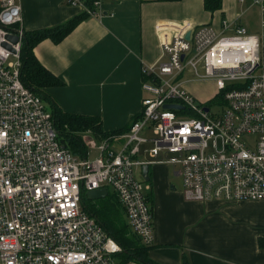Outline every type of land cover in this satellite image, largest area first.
<instances>
[{
	"label": "built area",
	"instance_id": "2783aa9c",
	"mask_svg": "<svg viewBox=\"0 0 264 264\" xmlns=\"http://www.w3.org/2000/svg\"><path fill=\"white\" fill-rule=\"evenodd\" d=\"M65 1L93 16L104 2ZM251 2L260 8L257 32L242 24L228 31L223 20L166 34L162 58L143 66L147 94L120 133L123 144H112L114 134L89 138L97 150L90 159L62 143L42 97L21 80V5L0 0V264H120L119 243L81 203L84 190L102 185L113 188L141 243H152L151 205L134 173L149 162L137 157L146 127L147 154L162 151V161L178 166L185 199L264 198V0ZM189 75L215 81L213 103L186 88Z\"/></svg>",
	"mask_w": 264,
	"mask_h": 264
},
{
	"label": "crops",
	"instance_id": "0c3cea01",
	"mask_svg": "<svg viewBox=\"0 0 264 264\" xmlns=\"http://www.w3.org/2000/svg\"><path fill=\"white\" fill-rule=\"evenodd\" d=\"M18 2L25 30L56 26L82 12L65 0ZM259 19L260 8L251 0H222L221 8L213 11L204 8L203 0H104L99 16L83 17L60 40L43 38L33 50L60 79L44 87L45 92L64 111L99 117L105 135L114 134L111 142L120 147L124 142L120 133L127 131L147 94L142 87L143 66L162 58L160 45L166 34L188 22L220 28L223 20L228 31L242 24L257 32ZM141 135L147 140L139 144L137 157L149 160L148 179L142 173L144 164L135 166L134 173L142 178L153 214V241L146 245L149 260L154 264H264V198L185 199L178 166L162 161L166 156L162 151L147 154L153 144L150 128ZM99 136L82 131L85 142L98 141ZM102 186L106 194L97 198H88L84 190L82 205L99 221L92 205L108 199L138 238L113 188Z\"/></svg>",
	"mask_w": 264,
	"mask_h": 264
},
{
	"label": "trees",
	"instance_id": "16d2710c",
	"mask_svg": "<svg viewBox=\"0 0 264 264\" xmlns=\"http://www.w3.org/2000/svg\"><path fill=\"white\" fill-rule=\"evenodd\" d=\"M221 5L222 0H203L204 8L210 11L221 8ZM88 15L89 14L82 11L77 16L56 26L30 30L24 29L19 51L21 80L24 84L36 91L42 97L43 101L47 102L49 106H47V108L52 113L54 125L58 131L60 140L73 153L80 156H84L87 152V146L82 137V131L90 130L94 134L101 135L99 137L106 136L101 126V119L97 116L64 111L59 107L52 97L45 92L44 87L57 84L60 82V79L38 60L34 54L33 48L38 41L46 37L54 41L60 40L65 34L72 30L83 17ZM148 200L150 203L149 196ZM85 201L86 199L84 198V203ZM83 207L86 208L87 205ZM92 212L96 214L106 232L119 243L121 250L116 253V256L120 264H129V262L136 261L154 264L148 258L146 252L148 246L141 243L136 237H134L136 238V241H134L131 235L132 233L129 231L124 219L118 215L117 211L109 204L108 199L102 198L97 200L95 205H92ZM135 251L137 253H135Z\"/></svg>",
	"mask_w": 264,
	"mask_h": 264
},
{
	"label": "rangeland",
	"instance_id": "374dc122",
	"mask_svg": "<svg viewBox=\"0 0 264 264\" xmlns=\"http://www.w3.org/2000/svg\"><path fill=\"white\" fill-rule=\"evenodd\" d=\"M184 83L187 86L186 88L190 90L197 97L198 100L202 102L213 103L214 95L217 91V88L215 86V81L213 79L206 78V79L195 80L191 75H189V79ZM44 103L46 104V106H48L46 101H44ZM87 152H88V158L90 159L94 158L97 155L96 148L92 147L89 144L87 145ZM132 237L134 241H136L133 235ZM135 253L137 252L135 251Z\"/></svg>",
	"mask_w": 264,
	"mask_h": 264
},
{
	"label": "water",
	"instance_id": "95a60500",
	"mask_svg": "<svg viewBox=\"0 0 264 264\" xmlns=\"http://www.w3.org/2000/svg\"><path fill=\"white\" fill-rule=\"evenodd\" d=\"M189 35V32H187L185 34L186 37H188ZM7 37L9 39H11L12 41H17L18 40V35L17 34H12V33H9L7 34ZM4 45H6L7 47H10V44L7 43V42H3ZM181 105L178 104V103H167L165 104V107H174V108H178L180 107ZM142 173H143V176L145 179H148V164H144L142 166ZM106 194V187L105 186H101V187H97V188H92V189H88L86 190V195L88 198H97V197H101V196H104Z\"/></svg>",
	"mask_w": 264,
	"mask_h": 264
}]
</instances>
